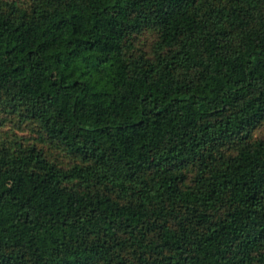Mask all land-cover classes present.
Masks as SVG:
<instances>
[{"label": "trees", "instance_id": "trees-1", "mask_svg": "<svg viewBox=\"0 0 264 264\" xmlns=\"http://www.w3.org/2000/svg\"><path fill=\"white\" fill-rule=\"evenodd\" d=\"M264 0H0V264H264Z\"/></svg>", "mask_w": 264, "mask_h": 264}, {"label": "rangeland", "instance_id": "rangeland-1", "mask_svg": "<svg viewBox=\"0 0 264 264\" xmlns=\"http://www.w3.org/2000/svg\"><path fill=\"white\" fill-rule=\"evenodd\" d=\"M263 134H264V129H263Z\"/></svg>", "mask_w": 264, "mask_h": 264}]
</instances>
